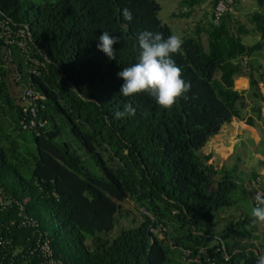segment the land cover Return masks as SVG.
Segmentation results:
<instances>
[{"label": "trees", "instance_id": "obj_1", "mask_svg": "<svg viewBox=\"0 0 264 264\" xmlns=\"http://www.w3.org/2000/svg\"><path fill=\"white\" fill-rule=\"evenodd\" d=\"M206 1L180 0L172 15L188 17ZM257 4L249 18L260 35L253 43L241 40L248 31L230 10L218 22L211 13L182 38L172 58L191 87L163 108L148 93L123 96L117 75L138 62L139 33L173 35L157 0H0V15L28 28V55L40 61L0 36V264H49L39 246L45 237L57 264H171L173 251L194 254L200 245L216 264H255L262 234L251 213L211 228L216 211L247 197L237 171L242 156L216 167L212 152L201 148L232 117L255 124L242 112L245 90L234 87L237 76L248 77L259 116L263 74L251 59L264 48V0ZM105 31L120 40L116 59L97 48ZM24 84L45 96L38 100L45 122L37 130L19 124ZM129 103L136 114L117 118ZM256 176L252 169L251 180ZM127 197L149 214L105 236ZM25 214L37 226L22 224ZM157 223L171 228L166 238L149 229Z\"/></svg>", "mask_w": 264, "mask_h": 264}, {"label": "rangeland", "instance_id": "obj_2", "mask_svg": "<svg viewBox=\"0 0 264 264\" xmlns=\"http://www.w3.org/2000/svg\"><path fill=\"white\" fill-rule=\"evenodd\" d=\"M160 4V8L158 11L159 17L164 21L171 29L172 33L175 35H178L181 37V33H179L181 27L186 26V32H191V26L193 22L197 19H200L202 17L208 18L210 17L213 7L211 4V1H206L200 6H196L193 10V13L190 17H171L170 12L172 10L177 11L179 9V0H157ZM255 0H241V6L243 9H254L255 7ZM241 6L239 3L233 4L230 7V11L233 14H236L237 17L242 18L243 21H246L245 16L242 13H238L241 9ZM188 32V33H189ZM189 35V34H188ZM182 39V38H181ZM256 37L253 35L251 37H244L243 41L245 43H252L256 41ZM206 41V39H205ZM206 45V43H205ZM206 48V47H205ZM252 66H257L260 64L261 72L263 74L262 79L259 82V87L261 92L264 94V48L259 50L258 52H255L251 59ZM256 73V72H255ZM258 74V73H256ZM244 85V86H243ZM234 87L237 89L245 88V103L242 107V112L244 115H253L255 125L249 129L244 124V121L238 118H231L230 121L222 126V128L219 130V132L213 134L204 144V146L201 148V151L204 153L212 152V157L209 161L213 162L216 167L221 166L222 164H231L237 163V155L242 156V161L238 163L239 170V176L244 178L245 181V192L247 194L246 198H239L242 196L241 192L237 193V197L239 198L236 204H234L231 208H227L225 210L220 209L215 212L214 214V223L212 224L211 228L214 232H217L220 230L226 219L230 217H237L242 213V211H245L247 213H251V210L253 207V202H256L254 199L255 196V190L259 189L262 192H264V167L262 162L258 161V159L262 158V161H264V99L261 100V108L259 116L257 115V112L255 109H253L254 106L258 104V99L255 98L251 94V90L246 88L245 85V79L238 78L234 80ZM239 120V121H238ZM253 134L255 137L254 140L251 138H248L244 141V139H240V137L244 134ZM247 148H251L252 152L247 153ZM257 158V159H256ZM89 161V164L92 165V159L89 157L87 159ZM245 162L246 165H243ZM250 164V165H249ZM229 165V166H231ZM255 169L257 172V175L260 177V182L254 186L252 184V180L250 178L251 176V169ZM246 171L248 172L246 174ZM251 181V182H250ZM143 214H149L147 210H145L142 206H139L136 204L131 198H125L120 201V207L116 214V222L114 227L105 233V236H113L116 234L121 228L133 226L138 224L142 218ZM170 227V226H169ZM171 228L165 227L161 230V232L158 233L159 237L166 238L167 233ZM255 232H258L259 234H262L260 236V240L256 239V242L258 243V247L262 254H264V223L256 222L255 226ZM157 233V232H156ZM172 244L173 242L170 241ZM261 245V246H259ZM171 264H186L187 260L183 259L181 254H178L177 251H173L171 254Z\"/></svg>", "mask_w": 264, "mask_h": 264}, {"label": "clouds", "instance_id": "obj_3", "mask_svg": "<svg viewBox=\"0 0 264 264\" xmlns=\"http://www.w3.org/2000/svg\"><path fill=\"white\" fill-rule=\"evenodd\" d=\"M122 16L129 22L133 19L128 8L122 10ZM98 39L97 48L110 60L116 59L114 45L120 42L119 38L105 31ZM138 45L140 49L138 62L124 67L117 73L124 80L120 92L125 97L148 93L155 98L159 106L171 108L191 87L190 83L182 79L181 68L172 58L173 54L181 51L183 40L175 34L164 38L162 33L146 30L139 33ZM135 114L136 108L129 103L124 105L123 111L116 113V117ZM254 199L256 206L252 208L251 216L254 222L264 223V192H256ZM255 264H264V254H258Z\"/></svg>", "mask_w": 264, "mask_h": 264}, {"label": "built area", "instance_id": "obj_4", "mask_svg": "<svg viewBox=\"0 0 264 264\" xmlns=\"http://www.w3.org/2000/svg\"><path fill=\"white\" fill-rule=\"evenodd\" d=\"M232 3L233 0H217L213 7L212 20L214 22H218L224 12L230 9ZM0 36L3 37L6 43H15L21 50L27 53V56L35 64L40 62L36 58L30 57V55H28L30 51L29 48L31 44V35L26 26H15L13 20L10 17L0 15ZM31 70L33 72H37L34 67ZM22 94L25 104L21 109L22 116L19 120V124L23 129L37 130L38 126L43 125L45 122L44 119L38 116V100L43 99L45 96L35 89L31 84H24ZM40 105L42 104L40 103ZM259 181V176H256L254 179H252V183L254 185H257ZM256 192L262 191L257 189ZM20 208L22 209L21 206ZM20 222L22 224L27 222L31 225L37 226V221L31 217H28L26 214L23 216ZM163 228L164 227L159 223L149 227L152 232H157V235ZM39 246L45 257L48 259V263L57 264L56 260H54L52 256V249L47 237L44 238L43 242L40 243ZM181 256L183 259H186L187 261H195L197 264H216V258L209 253L207 246L205 245L198 246V249L194 254H192V250L190 248H182Z\"/></svg>", "mask_w": 264, "mask_h": 264}, {"label": "crops", "instance_id": "obj_5", "mask_svg": "<svg viewBox=\"0 0 264 264\" xmlns=\"http://www.w3.org/2000/svg\"><path fill=\"white\" fill-rule=\"evenodd\" d=\"M237 3H239L240 4V6H241V0H236V2H235V6H236V4ZM255 7H254V9H252V10H250V9H243L242 8V6H241V9H240V11L238 12L239 14L240 13H242L244 16H245V18H246V21H243L242 20V18H240V17H237V15L236 14H234V17L236 18V20H237V23L239 24L240 23V25H244V28L248 31V33H243V34H240V36H241V40L243 41V38L244 37H251V36H255L257 39L259 38V32L255 29V24L253 23V22H251L250 21V16H251V14L255 11V10H257L259 7H258V4H257V0H255ZM202 5V4H201ZM196 6H200V5H196ZM195 6V7H196ZM194 7V8H195ZM179 8H181V5H180V0H179ZM183 9L184 8H186L185 6H183L182 7ZM179 10V9H178ZM177 10V11H178ZM194 10V9H193ZM173 12H176L175 10H172L171 12H170V16L171 17H176V16H173L172 15V13ZM192 13H193V11H192ZM191 16V15H190ZM190 16H188V17H190ZM188 17H186V18H188ZM205 19H207V18H205V17H202V18H200V19H197V20H195L194 22H193V24H192V26H191V32H186V26H183V27H181V28H179L180 30V32L179 33H181L182 35H181V38H184L185 36H187L188 34H193L195 31H196V29L198 28V27H200V25H201V22H204L205 21ZM205 39H206V41H205ZM256 39V40H257ZM201 40H202V43H203V45H204V47H207V35L204 33V32H202L201 33ZM244 42V41H243ZM205 43H206V45H205ZM253 43V42H252ZM248 44H250V43H248ZM259 70H261V68H259ZM243 78V79H245V85L247 86L246 88H248V85H249V83H248V77L246 76V75H239V76H237L235 79H238V78ZM234 79V80H235ZM244 86V85H243ZM239 90H245V88H242V89H239ZM232 118H235V117H232ZM230 121V120H229ZM228 121V122H229ZM239 121V120H238ZM244 121V120H243ZM227 122V123H228ZM227 123H225V124H227ZM224 124V125H225ZM244 124L246 125V127H248L249 129H251L254 125H251V124H247L245 121H244ZM223 125V126H224ZM253 137H255L253 134H248V135H242L241 137H240V139L242 140V139H244V141L245 140H247L248 138H251V139H255V138H253ZM246 142V141H245ZM247 153L249 152V153H251L252 152V149L251 148H247V151H246ZM257 159V158H256ZM242 161V160H241ZM258 161H260V162H262V164H263V167H264V161H262V158H260V159H258ZM243 163V162H242ZM233 164V163H232ZM222 165H227V164H222ZM221 165V166H222ZM229 165H231V164H229ZM243 165H246V163L244 162L243 163ZM250 165V164H249ZM220 167V166H219ZM249 169H251V167L249 168ZM238 170H239V168H238ZM252 170V169H251ZM239 171H242V170H239ZM249 172H251V171H249ZM248 172L246 171V174H247ZM256 244H257V246H258V243L257 242H255ZM259 246H261V245H259ZM259 248V247H258ZM264 248V247H263ZM260 251H262V249L260 250Z\"/></svg>", "mask_w": 264, "mask_h": 264}]
</instances>
